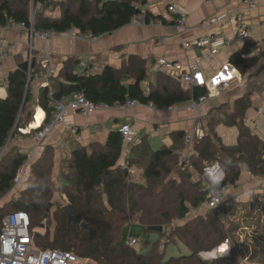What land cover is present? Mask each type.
<instances>
[{"label": "trees", "instance_id": "1", "mask_svg": "<svg viewBox=\"0 0 264 264\" xmlns=\"http://www.w3.org/2000/svg\"><path fill=\"white\" fill-rule=\"evenodd\" d=\"M144 3L145 0H0V26L12 20L34 32L56 35L74 30L99 37L130 24L135 16L141 15L138 4ZM51 10L58 11L59 16L48 15ZM143 16L146 22L160 21V17L149 13ZM176 20L171 24L175 25ZM253 47V42L245 40L241 49L229 56L228 64L242 76L256 63V58L251 57ZM78 64L76 59L65 60L57 74L60 81L39 89L38 103L45 112L42 127L50 122L55 111L53 105L75 94L105 108L129 100L161 109L197 101L208 93L205 87L184 89L162 73H157L152 83L148 63L140 58L130 56L120 69L106 65L99 73L87 69L77 73ZM38 69L34 59L19 64L8 74L7 96L0 99V199L12 190L18 170L28 160L26 153L5 149L32 102L28 74ZM143 83H147L145 89ZM250 106L251 100L246 95L234 102L231 113L215 121L210 118L209 131L195 140L189 156V165L199 180H194L180 161L185 149L184 131L171 133L168 147L142 151L134 146L129 150L131 157H126L124 167H120L117 163L122 155V139L117 130H112L104 143L72 150L61 161L56 180L53 179L55 150L44 148L41 156L30 164L24 188L8 205L11 212L28 214L36 248L71 252L80 264H239L244 259L246 264L264 263V191L252 196L247 211L246 207L228 201L224 208L192 214L211 189L235 187L241 166L255 178L264 177V140L244 125ZM219 124L235 127V145L222 144L214 131ZM213 162L224 166L223 180L215 186L210 185L202 171ZM132 166L141 167V183L130 182L129 173L124 174L123 170ZM66 206L75 218L69 224ZM134 225L143 234L164 237L166 245L180 244L188 254L166 257L164 251L144 252L129 247L124 231L129 235ZM155 226L162 227V232L149 231ZM223 244H228L227 257L212 261L199 258L200 253H209ZM148 245V241L143 244L145 249Z\"/></svg>", "mask_w": 264, "mask_h": 264}, {"label": "crops", "instance_id": "2", "mask_svg": "<svg viewBox=\"0 0 264 264\" xmlns=\"http://www.w3.org/2000/svg\"><path fill=\"white\" fill-rule=\"evenodd\" d=\"M138 6L142 15L149 13L160 17L158 20L161 23L153 24L152 19L147 22L148 25L130 23L92 41L81 38L76 31L72 36L52 34L48 39L41 40L32 35L30 30L19 29L17 26H0V38L9 47L8 57L0 59V99L7 96L8 74L30 59H34L36 65L40 61L49 63L51 86L60 81L57 74L67 59L79 61L77 73L85 69L91 73H99L106 65L120 69L122 62L131 56L148 63L150 77L157 74L151 72L150 67L158 59L178 62L186 71L198 69L203 74L205 88L208 90L204 100L196 106L191 100L161 109L138 104L126 109L104 107L85 116L70 111L62 124L38 139L34 132L42 127L45 112L38 103V91L41 87L34 84L30 87L32 102L27 107L26 115L22 116L17 134L8 141L6 151L17 149L26 153L30 165L41 156L44 148L52 147L56 162L53 179L56 180L58 168L61 161L68 157L67 154L75 149H88L91 143H104L108 133L118 131L121 125H129L136 133V137L130 142L131 148L136 146L143 150L146 147L142 145L147 146L152 138L160 139L162 146L168 147L171 144V133L184 131L189 135H200L207 132L211 125L210 118L215 121L231 113L234 102L246 95L251 100V106L245 113L244 125L264 140V0H145L144 5ZM168 6H175L183 11L182 28L171 24L177 17L166 11ZM220 16L224 18L219 23L201 26L202 22ZM237 17L240 22L236 20ZM212 36L215 38L206 48L187 50L181 44ZM245 40L254 43L251 57L256 58V63L242 76L228 64V59L241 49ZM225 42L228 44L225 45ZM222 84L225 86L222 87ZM68 99L71 100L72 96ZM221 126L224 125L219 124L214 129L218 137L217 129ZM142 138H146L145 144ZM136 154L135 151L134 157ZM127 156L128 153L122 150L117 165L122 167ZM245 171L246 176L241 169L239 181L228 193L229 201L241 207L250 202L254 194L264 191V177L255 178L246 168ZM226 246L228 251V245Z\"/></svg>", "mask_w": 264, "mask_h": 264}, {"label": "built area", "instance_id": "3", "mask_svg": "<svg viewBox=\"0 0 264 264\" xmlns=\"http://www.w3.org/2000/svg\"><path fill=\"white\" fill-rule=\"evenodd\" d=\"M166 11L177 17L175 27L182 28L184 25V13L182 10L178 9L175 6H168ZM224 16L208 19L202 22L201 26L214 25L219 23ZM240 22V19H236ZM131 23H136L138 25H148L144 19V16L137 15L135 16ZM153 24H160L161 21H152ZM9 26H17L19 29H27L23 24H15L12 20L7 21ZM30 30L32 35L41 40H46L49 38L50 33L48 32H34L31 28ZM74 30L67 31L64 33L66 36H72ZM78 35L87 40H95L96 37L86 34ZM210 38H198L192 41L181 42L187 50L193 49H202L210 46L212 39ZM228 43L225 42V45ZM9 54L8 44L0 38V59L7 58ZM31 60V59H30ZM29 60V62H30ZM38 70L32 75L28 74V82L30 85L39 84L41 88L50 87V72H49V63L46 61H40L38 63ZM150 71L153 73H162L178 81L185 88L192 87H206V81L203 77V74L196 68L186 71L183 69L182 65L178 62L167 61L165 59H158L153 62L150 67ZM225 85L222 84V87ZM204 98H200L197 101H193L194 106L201 103ZM134 101L127 100L123 105L116 106L117 109H126L131 105H136ZM55 111L52 115L50 122L42 127L40 130L34 132V136L38 139L43 138L51 129L62 124L70 111L76 112L79 115L85 116L89 113H93L101 108V106L94 105L87 101L82 94H75L72 96V99H62L59 102H56L54 105ZM72 132H75V129H72ZM118 132L121 135L122 139V150L125 153H129L131 149L130 142L136 137V133L131 129L129 125H121L118 128ZM201 135H189L186 134L184 137L185 149L180 154V161L182 166L187 169L193 177H196V180H199V175L189 165V156L191 149L195 140H200ZM210 165L203 168V175L207 177L205 169ZM27 180V169L24 164L17 172L13 188L25 186ZM209 180V179H208ZM223 180V173L220 177V182ZM12 188V189H13ZM20 189V188H19ZM230 187L223 186L220 189L213 190L211 189L203 202V204L192 214H204L205 212L211 209L224 208L227 206L229 201L228 193ZM19 193L15 195L18 197ZM15 197V198H17ZM191 214V215H192ZM45 226V222L42 223V228ZM126 243L129 247L137 248L138 240L134 236H127ZM225 245V244H223ZM222 246V245H221ZM157 252V251H156ZM0 264H80V261L76 256L67 251H61L57 249H47L41 250L36 248L33 237L32 229L30 225V219L27 213L23 211H13L4 215L0 219ZM241 264H246L245 261H241Z\"/></svg>", "mask_w": 264, "mask_h": 264}, {"label": "rangeland", "instance_id": "4", "mask_svg": "<svg viewBox=\"0 0 264 264\" xmlns=\"http://www.w3.org/2000/svg\"><path fill=\"white\" fill-rule=\"evenodd\" d=\"M59 14L60 13L58 11H55V10H51V13H48V15H50L51 17H58ZM153 78H154V76L152 77V82L154 81ZM147 80H149V79H147ZM146 86H147V83L146 84L143 83V88L144 89L146 88ZM209 129L210 128H208V131H209ZM217 131H218L220 140L222 141L224 146L229 147V146L235 145V140H236V137H235L236 129H235V127L228 128V127L221 126V127H219V129H217ZM200 134L204 135L205 132H202ZM145 140H146V138H142V142L143 143L145 142ZM147 144L146 145L149 146V147L144 146V145H142V146L146 147L147 149L150 148L151 150H156V149H158L159 147H161L163 145L161 140L158 139V138L149 139ZM132 145H134V144H132ZM146 148H143L142 151H146ZM129 153H128V155H129ZM68 155L69 154H67V156ZM127 157H131V156H127ZM25 165H26L27 174H28L29 167H30V165L28 164V160L25 163ZM122 167H124V165ZM241 169H242L243 175L246 176L247 173L245 171V166H241ZM127 173H130L129 174L130 182H133V183H141L142 182V169H141L140 166H132V168L130 167V169L127 170ZM193 179H194V177H193ZM23 188H24V185H22L20 187H14L2 199H0V209H1L0 216L1 217L12 211V209L10 208L8 203L11 200H15L16 199L15 197H17L15 194L19 193ZM56 188L57 187H56V182H55V186H54V191L55 192H56ZM249 203L250 202L242 204V205H244V207H246V211L248 210L247 207H248ZM250 224H253V223H250ZM131 230H132V232L129 233V236H134L135 238H137V240H138L137 249L140 250V251L152 252L153 250H156L157 253H159V252L161 253L162 251H164L166 257H170V256L179 257V256H183V255H187L188 254V251L186 250V248L182 247L180 244H177V246L176 245H172V244L166 245L165 244L166 243V239L164 237L163 238L159 237V239L157 240L156 238L158 236L156 237V235H154V234H143L141 232V229L138 226H136V225L132 226ZM127 236H128V234L125 232L124 239L127 240V238H128ZM147 241L149 242V245L145 249L143 244L146 243ZM165 245H166V247L164 248ZM225 245H228V244H225ZM225 245H223L222 247L220 246V247L214 249L213 251L209 252L210 256H208V257L206 255H204L206 253H200L199 254V258L202 261H212L215 258L219 257V255H222V257H227L228 253H229V249L227 251V246H225ZM221 249H224V250L221 251ZM225 252H227V254H225ZM239 264H241V261L239 262ZM254 264H264V263L259 262V261H255Z\"/></svg>", "mask_w": 264, "mask_h": 264}, {"label": "clouds", "instance_id": "5", "mask_svg": "<svg viewBox=\"0 0 264 264\" xmlns=\"http://www.w3.org/2000/svg\"><path fill=\"white\" fill-rule=\"evenodd\" d=\"M223 165L219 162H213L208 168L205 169L210 185L215 186L220 182V177L223 173ZM224 249H221L223 251Z\"/></svg>", "mask_w": 264, "mask_h": 264}, {"label": "water", "instance_id": "6", "mask_svg": "<svg viewBox=\"0 0 264 264\" xmlns=\"http://www.w3.org/2000/svg\"><path fill=\"white\" fill-rule=\"evenodd\" d=\"M10 140V138L8 139V141ZM124 171V174L126 175L127 174V170L126 169H124L123 170ZM49 208V207H48ZM64 211H65V213H66V215H67V223L69 224V223H71V222H73V221H75V218H74V216H73V214H72V212L70 211V209H69V207L68 206H66V207H64ZM149 231L150 232H154V233H161L162 232V227H160V226H155V227H151V228H149ZM223 246V245H222ZM221 246V247H222ZM226 246V245H225ZM225 254H227V252H225ZM203 255V254H202ZM204 255H206L207 257L208 256H210V253H206V254H204ZM219 257H222V255H219Z\"/></svg>", "mask_w": 264, "mask_h": 264}, {"label": "bare ground", "instance_id": "7", "mask_svg": "<svg viewBox=\"0 0 264 264\" xmlns=\"http://www.w3.org/2000/svg\"><path fill=\"white\" fill-rule=\"evenodd\" d=\"M147 23V22H146ZM148 24V23H147Z\"/></svg>", "mask_w": 264, "mask_h": 264}]
</instances>
